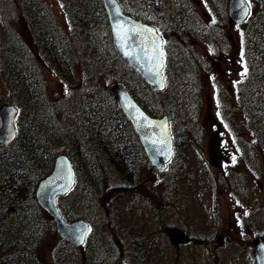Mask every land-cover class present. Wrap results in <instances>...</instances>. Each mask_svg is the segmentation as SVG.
I'll use <instances>...</instances> for the list:
<instances>
[{
    "label": "rangeland",
    "instance_id": "1",
    "mask_svg": "<svg viewBox=\"0 0 264 264\" xmlns=\"http://www.w3.org/2000/svg\"><path fill=\"white\" fill-rule=\"evenodd\" d=\"M227 2H126L128 10L157 27H167L166 21L187 8L192 11L189 27L194 29L196 24L199 25L193 37L199 53L195 60L199 76L194 81L198 109L188 117L189 123L193 120L195 123L188 126L184 136L177 137L175 157L167 169L159 171L147 166L140 172L142 197L129 196L121 201L132 235L149 237V243L154 242L157 246L152 253H139L145 260L149 258L147 264H249V250L245 249L247 246L252 249L255 233L264 232V149L260 150L252 136L246 110L240 106L242 97L239 98V91L245 95L250 82L254 105L264 108V2L247 0L249 15L239 25L229 24ZM41 3L49 21L55 23L52 28H60L66 42L73 44L70 58L62 63L59 76L53 74L42 63L43 57L38 55L49 100L59 113V122L65 126L63 113L81 97L85 87L93 84L90 73L85 70L90 55L82 54V47L77 42L79 36L69 25L60 2L41 0ZM2 31L0 23V48L4 44ZM117 81V75H114L111 79L101 80L99 86L110 90ZM5 102L20 106L8 75L0 66V104ZM164 102H167L166 96ZM177 121L176 129L180 131L184 124L180 118ZM252 151L253 157L246 159ZM103 188L106 190L105 184ZM93 218L92 222L100 223ZM22 219L25 221L22 230L27 226L30 228L31 221ZM38 220L43 221V218ZM87 220L91 224L90 219ZM173 228L192 238L186 239ZM50 234L41 238L44 253L40 259L46 262L44 264L54 263L53 248L59 241L56 233L48 236ZM107 234L106 231L103 237L107 238ZM247 238H250L248 243L245 242ZM117 239L107 238L110 241ZM146 245L150 251V244ZM112 253L110 261L124 257L123 261L129 264H142L130 250Z\"/></svg>",
    "mask_w": 264,
    "mask_h": 264
},
{
    "label": "trees",
    "instance_id": "2",
    "mask_svg": "<svg viewBox=\"0 0 264 264\" xmlns=\"http://www.w3.org/2000/svg\"><path fill=\"white\" fill-rule=\"evenodd\" d=\"M29 1L31 6L24 5L21 0H13L10 3L7 0H0V23L3 27L1 35L4 38V44H1L0 48V66L7 73L11 87L19 99L20 113H24V120L21 117H17L16 138L8 145L0 144V150H11L7 153V157L20 152L25 155L24 165L19 166L10 163L5 164L3 158H6V156L0 155V165L5 164L2 170L8 173L2 180L6 184L8 195H0V198L3 197L6 201H10L9 205L4 209V213H0L5 215L4 219L11 218L15 213L14 218H12L14 231L11 229V232L16 233L18 239L25 241L24 246L29 250L30 257H23L22 259L19 256L20 249L15 246L23 245L8 244V248H2L1 246L4 245L2 243L0 244V264L46 263L43 259H40L44 253L42 250L44 240H41V238L48 233H51L48 236H53L55 229L49 215L38 206L35 199V189L39 180L51 171L54 159L60 151L66 153L71 159L77 175V183L69 193L59 197V209L68 219L82 217L87 220L89 218L92 227L83 247L75 246L59 239L53 248V264H105L111 259L110 256L113 255L112 252L114 250H119L118 254L123 253V250L124 252L130 250L132 255L137 256H134L137 262L147 264L149 258L145 260L144 256H140L139 253H152L157 246H154V242L149 243V237L132 235L129 227L130 221L126 218L127 214L124 211V205H121V201L124 198H129V196L142 197L140 187L142 180L139 175L145 167L152 166L129 121L117 107L110 90L104 86L100 88L99 84L101 80L111 79L114 75H117L118 82L128 89L148 114L155 117L165 114L168 117L173 140L172 161L175 157L177 137L184 136L188 126L191 127L195 123L194 120L189 123L188 117L198 109V104L195 100L196 89L194 81L199 76L198 66H196L195 62L196 55L199 56V53H197L193 37L199 25L196 24L194 29L189 27L192 11L187 8L185 11L182 9L172 20L166 21L167 27H158L164 37L165 88L161 91H152L141 81L136 73L124 66L117 58L111 44V33L106 13L100 0H93L94 2L91 1L89 3L84 0H58L69 25L78 34L79 38L81 37V40L78 38L77 42L82 47V54L85 53L91 56L87 60L89 59L88 64L92 65L91 67L94 71L89 69V65L85 70L90 73L95 87L103 91V101L101 104L89 106L87 101L80 97L69 106L70 113L74 110L81 111L82 114L78 118V123L86 130H91V134L86 133L84 130L81 136L75 137L73 130L76 122L75 117L73 118L71 114H66L65 111L63 118L67 124L63 126L59 122V113L54 109L51 115L55 122V124L52 123L54 127H47L44 121L36 117L33 119L36 123V129H27L26 133L21 135L19 128L22 122L27 119L29 113L32 112L25 97L24 84H26L27 80L25 81V77L22 79L21 74L28 70L31 71L30 76H33V81L35 82L34 88L48 97L44 79L39 69L38 63L40 59L38 55L40 58L41 56L43 57L41 59L42 63L53 74L59 76L61 74V65L70 58V51H72L73 47V44L66 42L65 35L60 28H52L53 24H55L53 22H50L48 27L38 28L37 30L31 27L34 20L29 19V10H40L42 3L41 0ZM71 1L77 5H79L80 1H83L84 7L88 12L85 24H79L80 22L78 23L73 17L69 10ZM118 1L125 11L141 18L138 14L128 10L126 5L128 0ZM261 1L264 2V0ZM88 4L90 8H88ZM85 25L93 27V30L87 33L84 29ZM44 32L55 38L57 43L46 45L42 39V33ZM98 47L105 52L108 60V67L103 70L95 59ZM16 50L29 54L31 63L29 62L28 65L23 67H15L13 61L8 57V53ZM58 50L61 52L58 53ZM181 53L183 59V61L181 60L183 64L181 73L185 76V79L179 88L175 86L173 81L176 75V69L173 66L174 62L181 59L178 57ZM56 57H59L57 61L55 60ZM101 63L104 64V59ZM127 74H130V76L135 75L136 80L132 82H137L142 88H147L155 102L149 104L144 102L132 82L127 78ZM252 87V83L248 82L245 95L239 91V98L242 97L240 106L243 105L246 110L252 136L258 142L260 150H263L264 108H257L254 105ZM92 96L90 95L88 99ZM165 96L167 97V102L162 105L158 101L160 99V102H163ZM154 97L157 98V101ZM253 106L256 108L254 109ZM32 109L34 110L33 106ZM177 118H180L184 124L180 131L176 129L179 124ZM47 120L50 121L48 116ZM92 122L101 123V127L92 129L90 127ZM47 137L48 139L46 140ZM16 146L17 148L13 149ZM108 148L114 150V152L109 154ZM103 150L107 151L104 152ZM254 151L249 153L246 159H249L250 156L253 157ZM81 162L87 168L90 167V169L86 175L82 174L80 177L78 171L80 170ZM103 184L106 185V190L103 188ZM11 198L14 199L12 202ZM138 202V199H136L135 204ZM142 206L141 204V209ZM20 207H25V210H20ZM39 217H42L43 221H39ZM22 218H27V221H31L30 228L27 226V228L22 230V226L17 225V222L23 221ZM92 218L101 224L92 222ZM2 220H0L1 225L4 224ZM23 222L25 224V221ZM44 224L47 228L42 231L43 228L41 229V227ZM104 229L109 233L107 234L108 239L111 236L114 239H117V237L119 239L115 241L107 240V238L103 237L106 232ZM173 230L180 231L179 234L183 233L186 239L191 237V235H186L178 228H173ZM165 231L170 232V229L165 228ZM38 232L41 235L40 238L36 236ZM121 236H125V238ZM146 243L150 244L148 247L150 251L147 250ZM108 244H110L109 247L106 246ZM151 258L150 256V260Z\"/></svg>",
    "mask_w": 264,
    "mask_h": 264
},
{
    "label": "water",
    "instance_id": "3",
    "mask_svg": "<svg viewBox=\"0 0 264 264\" xmlns=\"http://www.w3.org/2000/svg\"><path fill=\"white\" fill-rule=\"evenodd\" d=\"M102 4L108 17L112 44L118 58L133 69L151 89H162L164 80L161 72L163 66L161 37L155 27L125 13L117 0H102ZM248 12L246 0L228 1L230 24L243 21ZM117 25H123L129 30L126 39L117 38ZM112 94L136 132L150 163L159 169L164 168L172 150L167 116L148 115L121 84H115L112 87ZM15 114L14 105L0 106V143L8 144L15 138ZM74 174V168L68 156L63 153L57 155L52 171L39 181L35 196L40 206L53 217L57 234L75 244H82L88 230V223L81 218L66 221L60 215L56 204V196L66 193L73 185ZM81 237H83L82 242ZM254 250L256 264H264V241L255 238Z\"/></svg>",
    "mask_w": 264,
    "mask_h": 264
},
{
    "label": "bare ground",
    "instance_id": "4",
    "mask_svg": "<svg viewBox=\"0 0 264 264\" xmlns=\"http://www.w3.org/2000/svg\"><path fill=\"white\" fill-rule=\"evenodd\" d=\"M3 1V0H2ZM9 1V3L13 0H7ZM23 2L24 5L26 6H31V2L29 0H21ZM86 3L89 2H94L93 0H84ZM101 4H102V0H100ZM16 6V4H15ZM88 8H90L89 4H88ZM69 10L72 13L73 17L75 18V20L79 23V24H85L87 22V10L84 7L83 1L79 2V5H77L76 3H72L71 1V5H69ZM28 17L31 20H34L32 22V26L34 29H38V28H45L48 27V25H50V17H48L44 10L41 8L40 10H34V11H30L28 13ZM84 29L87 33H90L93 30V27L89 26V25H85ZM46 31H48V29H46ZM48 33H50L48 31ZM48 33H42V39L44 41V43L47 45H53L55 43H57V40L53 37H50V35ZM49 35V36H48ZM8 57L13 61L15 67H23L28 65V63H31V56L29 54H24L23 51L21 50H16L14 52H10L8 53ZM179 58H181L180 60H178L177 62H174V68L176 69V75L173 79L175 86L176 87H181V85L184 82L185 76L182 75L181 71L182 70V53L178 56ZM106 55L105 52L100 49L99 47L97 48V51L95 53V59L97 62H99V65L101 66V69L103 70L104 68L108 67V60L106 59ZM59 59V57H56L55 60L57 61ZM104 59V64L101 63V61ZM182 60V61H181ZM106 65V66H104ZM92 66V65H91ZM89 65V69L91 71H94ZM31 71H26L23 74H21V78L23 79L25 77V83L24 84V89L26 90V94L25 97L27 98L28 101V105L31 109V113H29L27 119L22 122L19 131L22 135L26 133L27 129H36V123L33 121L34 118L38 117L39 120L44 121L47 125V127H54L53 124H55L54 120L52 119V111L55 109L54 104L49 100V98L44 95L43 92L37 90L36 88H34L35 82L33 81V76H30ZM128 75V74H127ZM29 77V78H28ZM30 77H32V79H30ZM138 77L141 79V81L144 83V81L142 80V78L138 75ZM16 79V77H14ZM127 78L132 82L136 80V76H130V74L127 76ZM186 81V80H185ZM145 84V83H144ZM132 85L134 86V88L136 89V91L139 93L141 99L146 102L147 104L149 103H153L155 102L154 99L152 98V95L150 94L149 90L147 88H142L141 86H139V84H137V82H132ZM90 95H93L90 99H88V97ZM81 97L87 98V105L91 106V105H97V104H101L103 101V91L99 90L95 87L94 84H89L87 87H85L83 89V91L81 92ZM116 103V102H115ZM160 104H164L163 102H159ZM117 105V103H116ZM32 106L34 108V110L32 109ZM33 113V114H32ZM23 116L21 117L22 120H24V113H22ZM66 114H71L72 117H75V124L73 127H75L74 130V136L78 137L81 136L82 131L84 132V130L86 131V133L91 134L92 131L91 130H86L85 128H83V126L81 124L78 123V118L81 116V111L80 110H74L70 113V109L66 110ZM33 116V118H32ZM35 116V117H34ZM47 116L50 119L47 120ZM18 117H20V111L18 113ZM60 119V118H59ZM53 123V124H52ZM90 127L92 129H98L99 127H101V123H93L90 125ZM98 131V130H97ZM48 139V137L46 138V140ZM1 144V143H0ZM2 145H8V144H2ZM19 147V146H18ZM17 148L14 147L13 149ZM12 149V150H13ZM109 152V154H112L114 152V150L108 148L107 149ZM107 150H103L104 152H106ZM11 151V150H7V149H1L0 150V155L6 156L7 153ZM11 153V152H10ZM25 155L20 153L17 154H12L10 156H6V158H3V161L5 164H15V165H24L25 163ZM1 163V161H0ZM5 164H1L0 165V195L2 196H6L8 189L6 188V184L2 182V180H4V178L7 176V172L3 171L2 168L5 166ZM90 167L87 168L83 162L80 163V170L78 171L79 176L80 175H86L89 171ZM81 177V176H80ZM77 183V175L76 172L74 174V183H73V187L76 185ZM11 202L12 200H14L13 198L10 199ZM10 201H6L3 197L0 198V212L4 213V209L9 205ZM20 210H25V207H20ZM0 213V220H2V222L4 224H0V244H4L1 247L2 248H8V244H21L23 246H19L16 245L15 247H19L20 251H19V256H21V258L23 259V257L27 258L30 257L29 255V250L27 248H25V241L24 240H20L18 239V236L16 233L11 232V229L14 231V221H12V218H14V214L13 216L10 218L8 217L7 219H4L5 215H1ZM18 226H23L24 222L20 221L17 222ZM43 228L42 231H44L47 227L45 225H43L41 227V229ZM36 236H38L39 238L41 237V235L36 234ZM24 258V259H25ZM18 263V264H22Z\"/></svg>",
    "mask_w": 264,
    "mask_h": 264
},
{
    "label": "snow or ice",
    "instance_id": "5",
    "mask_svg": "<svg viewBox=\"0 0 264 264\" xmlns=\"http://www.w3.org/2000/svg\"><path fill=\"white\" fill-rule=\"evenodd\" d=\"M245 13H247V9H245ZM116 27H117V38L120 40L126 39L128 36L129 30L127 28H124L123 25H117ZM148 31H151V30H148ZM161 55H162V53H161ZM233 162H235V158H233ZM89 231H90V229H89ZM82 241H83V237H81V242Z\"/></svg>",
    "mask_w": 264,
    "mask_h": 264
},
{
    "label": "flooded vegetation",
    "instance_id": "6",
    "mask_svg": "<svg viewBox=\"0 0 264 264\" xmlns=\"http://www.w3.org/2000/svg\"><path fill=\"white\" fill-rule=\"evenodd\" d=\"M248 259H249V264L253 263V253H247Z\"/></svg>",
    "mask_w": 264,
    "mask_h": 264
}]
</instances>
